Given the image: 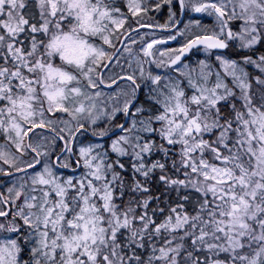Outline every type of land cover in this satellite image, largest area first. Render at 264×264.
I'll use <instances>...</instances> for the list:
<instances>
[{
  "label": "snow or ice",
  "instance_id": "6c2138e0",
  "mask_svg": "<svg viewBox=\"0 0 264 264\" xmlns=\"http://www.w3.org/2000/svg\"><path fill=\"white\" fill-rule=\"evenodd\" d=\"M0 264H264V0H0Z\"/></svg>",
  "mask_w": 264,
  "mask_h": 264
},
{
  "label": "rangeland",
  "instance_id": "374dc122",
  "mask_svg": "<svg viewBox=\"0 0 264 264\" xmlns=\"http://www.w3.org/2000/svg\"><path fill=\"white\" fill-rule=\"evenodd\" d=\"M192 14V13H191ZM163 16V14H161V15H158L157 16V19H161V21H162V17ZM192 16H194V17H198L199 18V16H200V14L198 15V16H195L194 14L192 15ZM206 19H208V20H206ZM210 21V22H209ZM204 22L205 23H211V18H209V17H205V19H204ZM142 33L143 32H145V31H141ZM157 35H159V33H157ZM176 46H178V45H176ZM196 53H198L197 55H193L192 57H191V60H195L196 58H201V59H203L204 58V53L203 52H196Z\"/></svg>",
  "mask_w": 264,
  "mask_h": 264
},
{
  "label": "flooded vegetation",
  "instance_id": "af4514ba",
  "mask_svg": "<svg viewBox=\"0 0 264 264\" xmlns=\"http://www.w3.org/2000/svg\"><path fill=\"white\" fill-rule=\"evenodd\" d=\"M162 17H163V16H162ZM176 45H177L176 43H173V44H172V46H174V47H175Z\"/></svg>",
  "mask_w": 264,
  "mask_h": 264
},
{
  "label": "water",
  "instance_id": "95a60500",
  "mask_svg": "<svg viewBox=\"0 0 264 264\" xmlns=\"http://www.w3.org/2000/svg\"><path fill=\"white\" fill-rule=\"evenodd\" d=\"M141 30H147V29H141ZM190 55V54H189Z\"/></svg>",
  "mask_w": 264,
  "mask_h": 264
},
{
  "label": "trees",
  "instance_id": "16d2710c",
  "mask_svg": "<svg viewBox=\"0 0 264 264\" xmlns=\"http://www.w3.org/2000/svg\"><path fill=\"white\" fill-rule=\"evenodd\" d=\"M198 18V17H197ZM206 20H208V19H206ZM210 22V21H209ZM205 23V22H204Z\"/></svg>",
  "mask_w": 264,
  "mask_h": 264
}]
</instances>
